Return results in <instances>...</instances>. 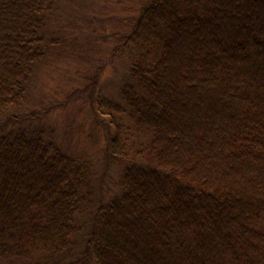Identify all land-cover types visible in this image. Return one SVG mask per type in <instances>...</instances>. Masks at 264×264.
I'll list each match as a JSON object with an SVG mask.
<instances>
[{
	"label": "trees",
	"instance_id": "1",
	"mask_svg": "<svg viewBox=\"0 0 264 264\" xmlns=\"http://www.w3.org/2000/svg\"><path fill=\"white\" fill-rule=\"evenodd\" d=\"M56 1L0 0V113L23 98ZM130 27L136 89L121 95L151 139L88 217L84 259L264 264V0H146ZM118 138L108 153L124 161ZM47 144L0 135V256L10 260L54 263L80 228L82 166Z\"/></svg>",
	"mask_w": 264,
	"mask_h": 264
},
{
	"label": "rangeland",
	"instance_id": "2",
	"mask_svg": "<svg viewBox=\"0 0 264 264\" xmlns=\"http://www.w3.org/2000/svg\"><path fill=\"white\" fill-rule=\"evenodd\" d=\"M145 2L57 0L46 16L44 54L32 67L23 98L0 113V135L12 130L40 134L51 148L81 164L89 190L83 191L80 228L65 255L54 263L38 256L10 260L1 255L0 264H90L83 257L82 242L88 217L117 193L126 160L146 159L144 153L135 157L134 152L151 139L121 95L125 86L136 89L127 64L132 49L124 38ZM98 94L120 110L111 116L98 109ZM110 118L114 125H109ZM116 129L115 145L123 148L124 161L108 153Z\"/></svg>",
	"mask_w": 264,
	"mask_h": 264
}]
</instances>
